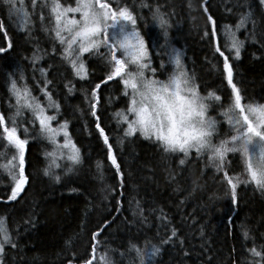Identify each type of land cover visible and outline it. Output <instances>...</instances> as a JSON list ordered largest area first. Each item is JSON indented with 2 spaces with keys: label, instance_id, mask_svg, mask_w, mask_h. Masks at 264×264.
Masks as SVG:
<instances>
[{
  "label": "trees",
  "instance_id": "1",
  "mask_svg": "<svg viewBox=\"0 0 264 264\" xmlns=\"http://www.w3.org/2000/svg\"><path fill=\"white\" fill-rule=\"evenodd\" d=\"M201 2L117 0L116 3L126 5L135 15L137 29L151 46L158 78L165 79L167 72L171 71L173 65L167 53L177 49L182 53L181 60L189 73H194L200 92H215L227 106L231 88L222 73L223 57L214 50V45L219 44L229 56L234 68V82L246 100L264 104V5L259 0H207V14L216 21V36L210 40L203 36L207 14L201 8ZM142 3L150 7H142ZM156 7L165 14L168 22L169 46L166 49L160 47L164 44L163 29L153 19ZM249 10L255 21L254 37L251 23L238 31L234 28L239 14ZM0 20L4 23V30L0 31V47L6 46L8 40L13 44L12 50L0 55V112L7 117L8 105L15 103L9 91L10 76L17 79L18 86L27 85L31 95L41 103L45 102L42 92L45 80L52 81L47 91L60 105L58 120L69 121L67 131L82 159L73 171L66 172L70 163L66 158L67 150H63V158L59 148H55L54 157H46L45 153L53 152L54 146L38 135V121L29 124L31 114L24 111V125L31 133L25 153V173L29 181L15 201H7L12 183L8 172L0 168V216L5 217L6 226L17 243L16 249L6 247L5 264H68L69 260L72 264H81L90 256L94 243L91 234L105 220L111 223L97 237V240L104 241L97 247V256L105 246L123 252L130 243L143 246L148 240L161 247V253L152 264H244L245 259L250 258L247 250L253 247V240L258 250L264 245V192L253 184L241 183L237 187L238 204L232 205L226 195V182H220V175L207 165L206 156L198 159L193 153L181 166L178 162L183 154H165L139 133L119 143L123 131L114 114L126 107L125 97L121 92L123 85L109 81L97 90L101 97L97 114L123 173L121 188L120 176L108 159L107 146L95 128L85 100V92H90L105 76L106 66L102 58L105 49H100V55L84 56L90 74L87 79L80 80L73 77L62 58L61 46L53 40L51 33H40L30 20L31 35H28L7 18L2 5ZM225 25L233 26L236 37L244 42L239 59H233L223 47ZM37 49L41 59L33 63L32 56ZM161 61L165 69L158 67ZM41 69H44L43 75ZM162 71L165 75H160ZM68 80L75 85L72 93L64 87ZM109 98L111 102H108ZM222 110L218 102L209 113L220 121L221 138L229 133L225 118L219 115ZM2 131L0 128V133ZM61 136L56 138L58 144H62ZM0 151L4 149L0 148ZM6 151L10 157L13 149ZM53 159L62 165L52 169L60 176L59 182L53 174H44ZM228 160L229 174L241 173V178H246L240 156L229 154ZM98 161L103 166L102 180L96 167ZM6 162V159H0V163ZM170 174H175V180L169 179ZM195 177H199L198 183L203 187L192 192L191 181ZM137 202L143 209V217L138 213ZM160 210H163L166 221L158 218ZM29 219L32 224L25 223ZM241 223L248 227L251 237L248 240L242 236ZM171 228L178 230L184 240L183 246L178 243L161 245ZM114 258L120 261L119 256ZM123 264H128L127 260Z\"/></svg>",
  "mask_w": 264,
  "mask_h": 264
},
{
  "label": "snow or ice",
  "instance_id": "2",
  "mask_svg": "<svg viewBox=\"0 0 264 264\" xmlns=\"http://www.w3.org/2000/svg\"><path fill=\"white\" fill-rule=\"evenodd\" d=\"M259 2L264 5V0ZM113 3H116V0H74V4L67 3V0L63 2L62 0H39L41 8L39 21L41 29L45 33H51L53 40L61 46L62 58L70 67L73 77H78L80 80L87 79L90 74L84 55H100V49H105L102 54L106 66L105 76L90 92H85V100L89 106V114L94 118L95 128L102 137L104 145L107 146L108 159L120 176V187H123V173L113 153L112 144L109 143V135L101 126L100 116L97 114V105L101 100L97 90L100 89L101 84L107 85L109 81L122 84L121 92L125 97L126 107L114 114L118 127H122L123 131V138L119 143L122 144L124 138L139 133L145 140L156 144L165 154H183L178 162L181 166L185 165L193 153L198 159L206 156L207 165L220 175V182H226L228 186L226 195L230 197L232 205L238 204L237 187L241 183L253 184L256 189L264 192V104L246 100L241 88L234 82V68L229 56L225 55L219 44L214 45L215 52L223 57L222 73L225 74L227 85L231 88L228 103L225 106L221 96L215 92L208 91L206 94L200 92L194 73H189L181 61L182 53L177 49L173 48L171 53H167L173 65L171 71L167 72L165 79L158 78L157 67H153L151 46L137 29L135 15L126 5L116 3L113 7ZM206 3L207 0H202L201 8L207 14ZM37 4L38 0H31L33 14ZM0 5L3 6L10 21L16 22L20 30L31 35L30 14L24 7V0H0ZM141 6L150 7L147 3H142ZM44 9H47V18L44 15ZM76 14H79V18ZM164 15L159 7L153 10V19L158 21L163 29L164 44L160 45L162 49L169 46L168 22ZM206 18L207 28L203 36L211 40L216 36V21L211 14H207ZM249 23L253 26L251 35L254 37L255 21L252 19L250 10L239 14L234 28L238 31ZM232 29L233 26H224L223 47L233 59H239L244 42L236 37ZM2 30H4V23L0 20V31ZM12 48L13 44L8 40L6 46L0 47V55L9 52ZM52 51H56L55 47ZM38 53L39 49L34 51L33 63L41 59ZM158 67L165 69L164 62L161 61ZM41 73L44 74V69H41ZM160 75L165 73L162 71ZM19 79L22 81L23 76ZM9 82V91L15 103L8 105L10 111L7 117L0 112V128L3 129L0 133V141H3V144H0V148L4 149L0 151V159L7 160L6 163H0V168L8 172L12 183L7 201H15L29 181L25 173V153L31 133L24 125L25 110L32 117L29 124L34 125L38 121V135L54 146L53 152L45 153L46 157H54L55 148H59L63 158V150H67L66 158L70 163L65 169L66 172L73 171L74 167L82 163V159L79 148L72 142L67 131L69 121L57 119L60 105L52 98V93L47 91L52 81L45 80L46 104H42L38 98L33 97L27 85L18 86L17 79L10 76ZM64 87L68 93L75 90L72 80H68ZM108 102H111V98ZM218 102L223 109L219 115L225 118L230 133H225L223 138L219 128L220 121L209 114L213 110V105ZM47 109H51L53 114L49 115ZM53 121H56L55 127ZM61 134L64 140L62 144H58L56 138ZM8 148L13 149L10 157L6 151ZM229 154H238L243 160L246 178L242 179L241 173L229 174ZM61 166L53 159L45 168L44 174H53V178L59 182L60 176L55 175L52 169ZM96 167L99 178L102 180V163L98 161ZM202 173L203 170H201ZM175 178V174L169 175L170 180ZM198 180L199 177L192 179V192L203 187ZM115 190L109 189V191ZM137 210L143 217V209L139 208L138 202ZM160 211L161 216L158 218L166 221L163 210ZM25 223L32 224L33 221L29 219ZM110 223L109 220L103 221L91 234L94 242L91 245V253L88 258L82 260L81 264H123L124 260H127L128 264H152L155 257L161 253L160 246L146 240L143 246L130 243L123 252L105 246L103 252L97 256L98 245L104 243L103 239L97 240V237ZM229 223H231L230 218ZM239 228L245 240L251 238L247 225L241 223ZM169 243H178L183 246L184 240L175 228H171L167 238L161 240V245ZM6 247L16 249L17 243L6 226L5 217L0 216V264H5ZM247 251L250 258H246L244 264H264V245L259 246L258 250L253 240V247ZM184 254L187 255V252ZM73 256H75L74 253ZM116 256L120 257L119 262L114 258ZM68 264H72V261L69 260Z\"/></svg>",
  "mask_w": 264,
  "mask_h": 264
},
{
  "label": "rangeland",
  "instance_id": "3",
  "mask_svg": "<svg viewBox=\"0 0 264 264\" xmlns=\"http://www.w3.org/2000/svg\"><path fill=\"white\" fill-rule=\"evenodd\" d=\"M62 2H63V0H62ZM116 2H117V0H116ZM67 3H69V4H74V0H73V2H72V0H67ZM24 7H25V9L29 12V14H30V20H32L33 22H34V24H35V26H37V28L39 29V31H40V33H42V34H44V32H43V30L41 29V24H40V21H39V13H40V11H41V8H40V6H39V0H38V4H37V7H36V9H35V14H33V10H32V7H31V0H24ZM44 15H45V17L47 18V16H48V12H47V9H44ZM77 15V18H79V14H76ZM32 18V19H31ZM47 19L45 20V23L47 24ZM46 35V34H45ZM85 55H87V54H85ZM84 55V56H85ZM182 61V60H181ZM183 63V62H182ZM184 64V63H183ZM157 72H158V70H157ZM44 91H45V89H42V92H43V97H44V99H45V102L44 103H42V104H46L47 103V99H46V97H45V95H44ZM47 113L49 114V115H51V114H53L52 113V110L51 109H47ZM57 119H58V117H57ZM53 124L55 123L56 124V121H53L52 122ZM55 127V126H54ZM69 133V132H68ZM61 138H62V143H63V140H64V137L63 136H61Z\"/></svg>",
  "mask_w": 264,
  "mask_h": 264
}]
</instances>
